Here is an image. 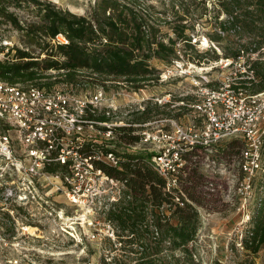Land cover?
<instances>
[{"label": "rangeland", "instance_id": "1", "mask_svg": "<svg viewBox=\"0 0 264 264\" xmlns=\"http://www.w3.org/2000/svg\"><path fill=\"white\" fill-rule=\"evenodd\" d=\"M57 5L58 8L70 10L79 15H89L95 0H40ZM154 6L155 16L160 20L162 36L166 42L169 38L176 40L179 58L172 63L155 58L152 65L161 72V79L156 85L148 86L139 91L129 90L124 85L107 88L88 85H68L59 81L56 70L49 71L52 75L48 78H37L34 81H20L19 84L34 83L54 88L73 91L80 95L94 93L103 89L105 99L103 107L95 114H99L106 106L116 107L115 113L110 115L111 122L118 123L116 127L130 125L129 120L146 107L150 109L151 122L147 126H136V134L146 129L156 132L162 128L173 133L175 124L185 127L187 131L203 122L202 115L195 113L191 103L203 99L201 88L210 87L217 89L227 80L238 81L239 72L248 69L250 57L253 60H264V48L253 52L255 46L249 45L246 52L239 59L226 64V53L222 52L219 43L210 37L222 35L219 23L227 16L222 13L220 19L216 18L219 7L210 0H148ZM7 10L13 13L22 24L23 29L5 18L0 20V26L5 25L7 35L19 46L27 47L38 55L39 59L46 57L37 45H30L25 34L26 28L35 23H42L43 12L33 3L22 2L16 5L11 3ZM185 26V33L190 34L195 44V49L186 47L185 41L177 36L178 31ZM234 34V32H232ZM58 36V37H57ZM55 39L62 40L61 34ZM59 38V39H58ZM230 46L234 49L237 43H247V36L238 40L236 37ZM54 41V40H53ZM55 42V41H54ZM226 44L224 40L222 45ZM204 54L205 59H199L197 53ZM219 55V59H216ZM250 77L251 74H247ZM244 76V77H247ZM253 86L247 83L244 90L250 92L249 87H256L258 77L254 74ZM50 83V86H49ZM159 98L170 100L168 103H159ZM183 99V100H182ZM166 119V120H164ZM168 119V120H167ZM103 131V130H102ZM114 135V137H112ZM112 138L101 135V145L114 149L118 156L123 157L124 152L135 151L143 153L157 152L164 142L152 141L143 143L139 148L133 149L128 144L121 142L120 134L114 131ZM245 147L242 138L225 139L213 150L194 148L184 151L187 158L182 175V189L193 187L202 196V206H198L201 217V227L191 247L194 248L200 264H264V244L258 252H253L244 246V237L253 227L252 216L261 198L264 197V174L252 177L251 191L244 193L240 187L244 174L240 169L241 152ZM54 201L57 207L63 206L66 212L64 218H51L45 209L40 222L26 220L20 215L12 219L8 213L0 210V263L9 264L7 260L19 259L35 264H104V258L118 260L120 264H130L133 254L129 246L118 237L116 225L107 220V213L91 215L85 224H81L80 215L87 211L81 205H70L64 193L56 192ZM167 208V207H166ZM31 221V222H30ZM83 221V220H82ZM90 221V222H89ZM92 224H88L91 223ZM74 223L73 225H71ZM30 228V234L25 226ZM72 226V227H71ZM74 227V228H73ZM67 229L71 234H69ZM127 234V233H125Z\"/></svg>", "mask_w": 264, "mask_h": 264}, {"label": "trees", "instance_id": "2", "mask_svg": "<svg viewBox=\"0 0 264 264\" xmlns=\"http://www.w3.org/2000/svg\"><path fill=\"white\" fill-rule=\"evenodd\" d=\"M147 1L95 0L92 12L85 16L40 0H0V20L5 18L21 29L22 24L7 10L8 5L31 2L39 6L43 12L42 23L29 25L25 34L29 44L40 47L46 56L39 59L28 46V49L19 47L15 53L17 61L0 62V79L10 83L34 81L51 77L48 72L56 70L59 81L68 85H93L105 89L107 84H113L135 91L156 85L161 72L152 65V60L158 58L172 63L180 55L175 39L171 37L166 42L160 36V20L155 16L154 6ZM210 1L219 7L218 20L222 13L227 16L219 23L223 34L210 37L219 43L227 58L239 59L249 45L255 46L251 49L253 52L264 48V0ZM185 30L183 26L177 36L185 41L186 47L194 50L193 38ZM58 34L64 35L69 42H54L53 38ZM244 36H247V43H237L234 49L230 46L235 39L232 37L241 40ZM224 40L226 44L222 45ZM195 52L199 62L205 59L203 53ZM249 70L258 77L257 86L252 87L254 81L246 72L238 73L237 86L247 87L250 83V92L258 93L264 89V60L250 57ZM150 112L146 107L129 120L130 125L114 128L120 134L121 142L131 145L140 141L134 124L147 122ZM88 117L102 122L112 118L106 114V109L99 114L89 111ZM107 128L102 129L106 131ZM109 151L117 155L114 149L100 143L85 150L86 154ZM182 155L187 163L188 157ZM117 157L120 158L118 166L98 158L94 161L105 174L126 183L122 198L108 210L107 220L116 225L117 235L125 242V248L130 247L127 255H134L130 264H200L191 244L201 227L198 206H202L205 196L193 187L182 189L180 171L186 163L178 173L180 186L170 190L167 179L152 166V153L131 150L124 152L123 157ZM56 169L57 166L51 168L52 171ZM252 221L253 227L243 243L256 253L264 244V197L256 207ZM104 264L120 263L115 258L109 261L104 258Z\"/></svg>", "mask_w": 264, "mask_h": 264}, {"label": "built area", "instance_id": "3", "mask_svg": "<svg viewBox=\"0 0 264 264\" xmlns=\"http://www.w3.org/2000/svg\"><path fill=\"white\" fill-rule=\"evenodd\" d=\"M61 38L53 39L69 42L62 34ZM19 47L7 35L5 25H1L0 62L17 61L15 53ZM224 62L231 64L233 60L227 58ZM243 72L254 78L249 65ZM237 85V81L227 80L217 89L208 86L200 89L203 99L191 103L194 112L202 115L200 126L187 131L176 123L173 133L162 128L156 132L144 129L140 141L129 145L137 149L149 141L154 144L164 142L152 155L151 163L167 179V189L180 186L178 173L186 163L184 151L194 148L211 151L225 139L243 138L245 141L240 156V169L244 174L240 187L244 193L253 188V176L264 174V89L248 93ZM104 99L103 89L80 95L57 86L47 88L0 79L1 211L12 219L20 215L33 220L32 223L40 222L46 213L54 219L64 218V207H57L54 201L56 192H61L68 204L86 207L87 211L82 214L88 219L91 215L106 214L122 198L125 181L105 174L94 161L98 158L118 166L120 158L113 151L85 152L89 146L101 143V135L111 137L118 125L88 117L89 111L95 114L103 107ZM169 101L158 99L164 104ZM105 109L109 116L117 110L113 106ZM150 123L135 125L140 127ZM106 127V131L102 129ZM56 166V171H52L51 168ZM42 208L46 213L41 212ZM65 231L71 234L67 229ZM7 261L9 264H35L19 259Z\"/></svg>", "mask_w": 264, "mask_h": 264}, {"label": "bare ground", "instance_id": "4", "mask_svg": "<svg viewBox=\"0 0 264 264\" xmlns=\"http://www.w3.org/2000/svg\"><path fill=\"white\" fill-rule=\"evenodd\" d=\"M80 219L83 220V221H81V223L85 224L87 221V216L85 214H82ZM73 224L74 223H72L71 225H73ZM25 228L30 234H33V232L30 230V228H34V227L27 225V226H25ZM34 229H37V228H34Z\"/></svg>", "mask_w": 264, "mask_h": 264}]
</instances>
